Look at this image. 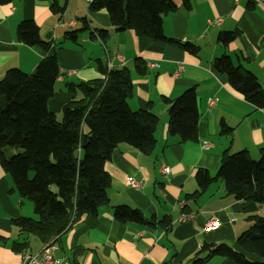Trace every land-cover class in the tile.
<instances>
[{"label":"crops","instance_id":"1","mask_svg":"<svg viewBox=\"0 0 264 264\" xmlns=\"http://www.w3.org/2000/svg\"><path fill=\"white\" fill-rule=\"evenodd\" d=\"M51 1L15 0L0 6V79L10 69L31 74L45 56L39 48L16 39L17 24L33 20L41 39L50 43L57 58L59 71L53 96L47 102L55 118L72 98L68 84L101 77L98 62L104 67L110 64V69L127 68L133 87L128 107L132 111H149L158 118L155 148L149 156L124 143L113 149L104 164L110 177L108 205L98 208L95 215L81 216L61 233L56 238L55 258L69 264H190L203 244H226L248 260L260 261V257L242 252L236 239L251 224L246 217L262 215L264 207L227 195L221 180L214 181L195 199L185 200L184 196L197 190L194 175L198 169L215 174L224 150H246L253 160L264 151V108L255 109L245 102L229 87L225 76L213 69L214 60L226 55L233 65L252 73L264 90V8L249 0H188L189 9H185L181 0H172L177 9L162 17V31L166 38L198 47L197 54H190L179 46L112 28L104 10L88 11V0H53L64 8L60 14L51 10ZM82 19L91 28L108 30V38L101 42L87 33L76 42L65 38V32L79 28ZM215 19H220L218 25L207 23ZM224 32L236 35L226 46L218 40ZM137 59L144 63L142 73L134 69ZM149 62L158 64V68L148 69ZM178 65L182 71L175 76ZM191 87L199 110L197 140L181 143L167 133L165 99L173 100ZM74 96L79 98L80 94ZM221 121L233 129L230 135L219 134ZM161 165L169 168L167 176L159 172ZM126 177L142 180V188H130ZM117 206L137 209L156 221L167 219L170 225L163 229L121 223L113 218ZM183 213H192L193 220L179 221ZM210 213L223 221H234L205 231ZM20 217L36 218L32 204L19 196L0 167V264H20L26 254L43 246L35 236L20 234L11 225L12 219ZM24 241L28 243L25 250L12 249L13 243ZM205 264L237 263L213 257Z\"/></svg>","mask_w":264,"mask_h":264},{"label":"trees","instance_id":"2","mask_svg":"<svg viewBox=\"0 0 264 264\" xmlns=\"http://www.w3.org/2000/svg\"><path fill=\"white\" fill-rule=\"evenodd\" d=\"M13 1L0 0V6ZM50 3L53 12L62 13L63 7L53 0ZM181 5L189 9L188 0H181ZM176 9L172 0H91L88 5L89 12L104 10L111 27L118 31L130 30L137 37L197 54L195 45L177 42L163 34L162 17ZM84 33L104 42L109 32L91 28L82 19L79 28L66 31L64 36L76 42ZM15 34L19 43L37 47L45 56L31 74L10 69L0 79V167L19 196L32 204L36 217L12 219L11 225L20 234L33 235L44 245L81 216L95 215L98 208L108 205L106 190L110 177L104 164L120 143L149 156L155 148L158 118L149 111H132L128 107L133 87L127 68L107 70L98 62L100 78L66 86L72 98L62 106L61 120L57 121L47 109L59 71L56 54L50 43L41 39L33 20L19 22ZM235 37L234 32H224L218 40L226 46ZM134 69L142 73L144 63L135 60ZM213 69L225 76L229 87L245 102L255 109L264 108V90L252 73L233 65L226 55L214 60ZM75 93L80 97L76 98ZM165 102L168 104L167 133L178 137L181 143L195 142L199 110L194 87ZM232 130L221 121L220 135L228 136ZM194 180L197 190L185 195V200L199 197L214 181L221 180L227 195L264 207V151L253 160L246 150L235 153L224 150L215 174L198 169ZM113 218L124 224L163 229L170 225L167 219L146 218L141 211L127 206L114 207ZM246 220L251 224L239 234L236 243L242 252L258 256L260 261H250L226 244H203L190 264H205L213 257L228 258L237 264H264V216L252 215ZM27 246L26 241L15 242L12 249L21 252Z\"/></svg>","mask_w":264,"mask_h":264},{"label":"built area","instance_id":"3","mask_svg":"<svg viewBox=\"0 0 264 264\" xmlns=\"http://www.w3.org/2000/svg\"><path fill=\"white\" fill-rule=\"evenodd\" d=\"M89 2L91 0H88ZM234 3H237L239 0H232ZM254 5H258L264 8V0H249ZM209 25H218L220 23V19H215L207 22ZM115 58L118 61H123V58L120 55H115ZM111 67L110 64L106 66V69L109 70ZM148 69H156L158 68V64L154 62H149L146 64ZM182 71V66L178 65L177 69L174 73L175 76H179ZM61 79V76H60ZM212 104V101L209 102ZM264 128V123L262 125ZM159 172L163 176H167L169 174V168L166 165H161L159 168ZM126 184L132 189H141L143 186L142 180H135L131 177H126ZM184 206V203L180 204V208ZM194 215L192 213H183L179 217V221L186 222L192 221ZM234 219H229L228 221L221 220L216 213H210L205 221L203 229L205 231H210L217 229L220 226L225 225L228 222H233ZM58 249V244L56 238L44 244L40 250L35 253L26 254L20 264H69L68 262L55 258V252Z\"/></svg>","mask_w":264,"mask_h":264},{"label":"rangeland","instance_id":"4","mask_svg":"<svg viewBox=\"0 0 264 264\" xmlns=\"http://www.w3.org/2000/svg\"><path fill=\"white\" fill-rule=\"evenodd\" d=\"M56 120H57V121H60V120H61V113H60V115H58V116L56 117ZM86 131H87V128L84 126V127H83V132L86 133ZM262 215H264V213H263Z\"/></svg>","mask_w":264,"mask_h":264}]
</instances>
